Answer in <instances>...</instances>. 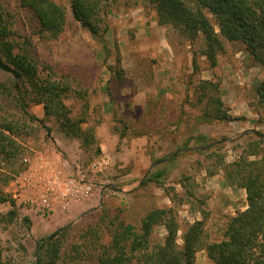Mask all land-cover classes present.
Returning a JSON list of instances; mask_svg holds the SVG:
<instances>
[{
    "label": "rangeland",
    "instance_id": "rangeland-1",
    "mask_svg": "<svg viewBox=\"0 0 264 264\" xmlns=\"http://www.w3.org/2000/svg\"><path fill=\"white\" fill-rule=\"evenodd\" d=\"M55 1L67 12L66 25L56 37L41 31L35 15L21 0H0V13L11 31L15 52L25 54L38 66L40 83L49 82L57 88L60 95L48 101L53 113L63 114L62 102L74 120L83 121L82 130L92 137L84 144L81 138L66 136L56 116H47L44 104L35 103V86L23 79L22 92L9 95L13 77L0 71V131L5 124L13 125L14 130L6 134L15 142L13 146L7 141L8 153L0 154V212H17L13 221L0 225L3 259L9 264H35L38 240L60 226L56 221L48 222L57 208L86 197V193L94 194L97 204L92 209L99 207L100 190L106 192L102 207L72 223L66 246L83 232H91L100 218L106 220L100 229L102 242L107 243L110 237L105 227L109 221L121 218L140 228L148 211L163 207L175 213L180 246L185 231L198 220L203 221L205 242L222 240L229 218L245 204L240 197L244 191L237 194L232 190L227 166L240 162L249 168L246 162L258 160V167L264 171V140L255 134H264V103L257 94V86L264 81V65L241 41L225 40V50L212 66L201 54L203 38L191 41L178 28L161 25L155 6L148 0H103L97 35L75 20L72 0ZM208 15L219 32L215 17ZM159 44L173 48L174 74L180 87L164 99L149 93L146 102L154 68L166 61V57H156L154 49ZM201 80L211 82L202 100ZM209 95L220 98L222 109L236 119L207 122L204 113ZM22 102L30 114L44 120L45 126L29 121L20 108ZM109 105L116 110L106 115ZM108 130L120 139L110 156L100 145L102 134ZM56 137L66 139V144L56 147ZM131 139L138 146L143 143L144 150L136 151L137 155L128 150L120 154L123 140L135 145ZM61 149L64 154L59 153ZM126 157L131 161L126 162ZM57 170H61V177L56 176ZM159 171L163 174L157 183L153 178L141 184ZM72 179L78 184V198L66 202L58 192L73 187ZM17 180L22 188L16 186ZM124 189L126 194H133L126 196ZM44 195L52 203L49 213L41 208ZM31 217L38 221L35 226ZM166 234L163 226L156 227L153 241L163 242ZM62 264L96 263L79 258ZM131 264L142 263L135 260ZM195 264L213 263L207 252L200 250Z\"/></svg>",
    "mask_w": 264,
    "mask_h": 264
},
{
    "label": "trees",
    "instance_id": "trees-1",
    "mask_svg": "<svg viewBox=\"0 0 264 264\" xmlns=\"http://www.w3.org/2000/svg\"><path fill=\"white\" fill-rule=\"evenodd\" d=\"M103 0H72L71 9L75 20L92 34L99 32V12ZM155 6L158 22L161 25L170 24L178 28L187 39L195 41L203 38V56L212 66L218 62V56L225 50V40L241 41L258 63L264 65V0H148ZM30 9L40 24L41 31L51 37L58 36L67 21L66 8L55 0H21ZM208 14L216 19L219 32ZM11 31L4 23L0 13V71L13 77V86L8 94L22 92L21 80H27L38 89L37 104H44L46 115H55L60 129L68 137L81 138L90 143L91 134L81 128L83 121L74 120L61 102L63 114L51 110L48 101L60 94L57 88L38 78V66L28 56L15 52V46L10 40ZM121 65L120 63L118 64ZM193 66L198 68L196 57ZM120 69L122 70L121 66ZM200 99L206 97L211 89L209 80H201ZM257 94L264 103V81L257 86ZM216 104V105H215ZM222 100L213 95L208 96L204 117L207 122L213 119L234 120L233 116L222 109ZM59 105V104H57ZM211 106H215L211 109ZM21 110L29 116V121H37L45 126L43 119L29 113L26 104L21 103ZM14 130L13 125L5 124L0 131V154L8 153L7 141H12L6 132ZM264 140L262 132H255ZM206 139V138H202ZM192 139H190L191 141ZM15 144L14 141L11 142ZM14 146V145H13ZM201 151V147L198 148ZM208 149L205 151L207 152ZM166 159H160L162 162ZM171 162V161H170ZM245 162V161H244ZM249 168H243L240 162H234L226 168V177L233 187L244 188L247 193L248 207L229 218L224 230L223 239L213 243L205 242L203 238V221L191 224L183 236V245L178 244L179 226L172 208H154L143 217L140 228L121 218L109 221L105 231L110 237L107 243L102 242L101 225L106 220L100 218L91 232H83L75 241L66 246L67 233L73 230L72 224L62 226L37 242L35 264H62L66 260L84 258L96 264H131L140 261L142 264H195L196 255L200 250L207 252L213 264H264V171L258 167V160L246 162ZM229 167V168H228ZM228 169V170H227ZM163 171L143 180L142 185L149 180L158 182ZM5 201V200H4ZM13 207L15 203L12 202ZM104 211V210H103ZM15 209L7 214L0 212V225L14 220ZM116 219V218H115ZM114 219V220H115ZM24 221L31 223L27 217ZM163 226L167 232L163 242H154L155 228ZM90 239V240H88ZM81 240V241H80ZM21 249L26 252L24 245ZM0 264H9L3 259L0 239Z\"/></svg>",
    "mask_w": 264,
    "mask_h": 264
},
{
    "label": "crops",
    "instance_id": "crops-1",
    "mask_svg": "<svg viewBox=\"0 0 264 264\" xmlns=\"http://www.w3.org/2000/svg\"><path fill=\"white\" fill-rule=\"evenodd\" d=\"M159 45H160L159 47H156L154 49L156 57L157 56L163 57V58L166 57V61H164L163 63L161 62L160 64L155 66L154 74L152 77V87H150L149 91L147 90V92H146L147 94L144 98L145 101L148 100V94L149 93H153V94H155L154 96H158V97H161L162 99H164L165 95H167L170 91L176 89L177 87H180L179 82H178V76L174 74L175 70H176V65H175V62L173 60L174 55H175L173 48L170 45H169L170 46L169 47L168 44L167 45L159 44ZM106 96H108L107 92H106ZM132 100H133V102L135 101L134 98ZM105 101H109V100L106 99ZM142 103H144V102H142ZM138 105H140V104H138ZM103 109H106V108L104 107ZM115 110L116 109L114 106L111 107L109 105L108 111L104 112V113L106 115L107 114L111 115V113L115 112ZM90 113H93V109L90 111ZM102 136H104V138L102 137L103 142H101L100 145L102 146V148H104L107 155L112 154V152H113L112 147H114L116 145V143L118 144L120 141L118 135L113 134V133H111L110 130H108V132L106 134L103 133ZM139 140L142 141L141 138H139ZM123 141H124V143L122 145V153H120V154H123V152H125L127 150L131 154H133V153L136 154V151L141 152L144 150V148L142 146L143 143L139 144L140 146H138V142L135 139H131V141H130V142H134L135 145H133V144L130 145L129 143H125V140H123ZM55 142H56L55 146L60 147L61 144L65 145L67 141H66V139H63L61 137H56ZM131 147H132V149L129 150L128 148H131ZM59 153L64 154V149L63 150L61 149V151H59ZM108 156H110V155H108ZM125 159H128V160H126V162L131 161V158L126 157ZM44 162H45V158H44ZM133 175H135V174H133ZM232 190L234 191V193H237V194H238V192L241 194V192L244 191V194H241L240 197H242V198L244 197L245 204L243 205L242 208H239V209L236 208V211H234V213L232 214V216H235L239 211L245 210L248 207V204H247L246 190L244 188L235 187V190H234V188ZM117 192L120 193V191H117ZM122 192L126 196H129V197L131 194H133V193L126 194L128 192V190H126V189L122 190ZM105 193H106L105 190L99 191V202L103 201L102 198H103ZM238 199L239 198H236V200H238ZM122 201L125 202L126 200L122 199ZM96 204L97 203L95 202L94 194L88 193L86 197L78 199V200H76V202L71 201V202L67 203L66 205H64L60 208L58 207L57 211L55 212V215L50 217L52 220H48V222L56 221V223H60V226H58L59 228L64 226V225L72 224V223L78 221L83 216L87 215L90 211H92V210L95 211L94 209L98 210L99 207H102V204H101L99 207L96 206V208L92 209L93 206ZM238 207H239V205H238ZM31 219L33 222V226H35L38 221L35 220V218H33V217H31ZM38 219H39V221L43 222V218L41 216L38 217ZM46 219H48V218H46ZM32 231H33V227H32Z\"/></svg>",
    "mask_w": 264,
    "mask_h": 264
},
{
    "label": "built area",
    "instance_id": "built-area-1",
    "mask_svg": "<svg viewBox=\"0 0 264 264\" xmlns=\"http://www.w3.org/2000/svg\"><path fill=\"white\" fill-rule=\"evenodd\" d=\"M25 161H27V159H25ZM106 162H108L107 160H106ZM59 173H62L61 172V170H57V177H61V175L59 174ZM73 182H74V186L73 187H70V188H68L66 191L65 190H63V189H61L59 192H58V194L60 195V196H64L65 197V201L67 202L69 199H72V198H78V190H77V188H78V184L75 182V180L74 179H72V181H71V183H70V185H72L73 184ZM16 186H18V188H22V184L20 183V180H17V182H16ZM74 187L76 188V189H74ZM88 189H90V188H88ZM89 190H87V192H88ZM49 191H47L46 193H48ZM56 192H57V190H56ZM86 194H88V193H86ZM69 203V202H68ZM67 204V203H66ZM65 204V202H64V205H66ZM41 208H42V210L44 211V212H46V213H49L50 211H52L53 210V208H52V203H51V201H50V198H48V196L47 195H44L43 196V199H42V202H41Z\"/></svg>",
    "mask_w": 264,
    "mask_h": 264
},
{
    "label": "water",
    "instance_id": "water-1",
    "mask_svg": "<svg viewBox=\"0 0 264 264\" xmlns=\"http://www.w3.org/2000/svg\"><path fill=\"white\" fill-rule=\"evenodd\" d=\"M103 203V201L100 202V205ZM37 249H36V252H35V256H37Z\"/></svg>",
    "mask_w": 264,
    "mask_h": 264
}]
</instances>
